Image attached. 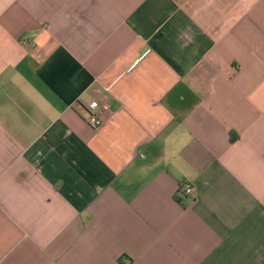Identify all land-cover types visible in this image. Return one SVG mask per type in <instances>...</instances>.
Listing matches in <instances>:
<instances>
[{
  "label": "crops",
  "instance_id": "crops-1",
  "mask_svg": "<svg viewBox=\"0 0 264 264\" xmlns=\"http://www.w3.org/2000/svg\"><path fill=\"white\" fill-rule=\"evenodd\" d=\"M0 264H264V0H0Z\"/></svg>",
  "mask_w": 264,
  "mask_h": 264
},
{
  "label": "built area",
  "instance_id": "built-area-1",
  "mask_svg": "<svg viewBox=\"0 0 264 264\" xmlns=\"http://www.w3.org/2000/svg\"><path fill=\"white\" fill-rule=\"evenodd\" d=\"M22 44L25 45L26 42L25 40L22 41ZM148 52H146L145 54H147ZM97 110H98V103L97 102H92L87 110H86V123L88 126L92 127V128H98L101 124H102V120L101 118L98 116L97 114ZM180 193L184 196H193L194 194V188L191 184H183L180 188Z\"/></svg>",
  "mask_w": 264,
  "mask_h": 264
}]
</instances>
